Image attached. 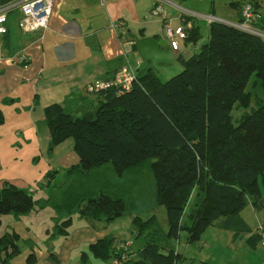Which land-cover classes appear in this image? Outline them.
<instances>
[{
  "label": "trees",
  "instance_id": "trees-1",
  "mask_svg": "<svg viewBox=\"0 0 264 264\" xmlns=\"http://www.w3.org/2000/svg\"><path fill=\"white\" fill-rule=\"evenodd\" d=\"M258 25L264 29L263 17ZM200 37L198 27H192L186 41ZM179 61L182 70L168 79L148 69L138 73L127 92L119 93L115 87L101 90L102 98L93 111L74 115L69 101L44 106L48 152L71 137L78 156L63 182L40 200L41 206L55 211L52 235L66 236L75 214L110 221L133 210L135 197L130 200L129 183L116 184L115 177L140 172L145 166L154 181L155 207L164 206L168 229L162 232L155 213L144 220L133 217L136 234L145 238L138 252L140 264H178L179 254L173 247H162L160 237L178 240L183 230L188 242L198 241L218 217H224V228L236 227L233 238L246 231L239 213L249 198L253 207L262 208L264 40L212 21L208 41ZM252 73L260 80L262 95L250 107L252 97L246 85ZM235 105L250 107L237 122L231 119ZM31 193L6 183L0 190V216L18 217L32 209ZM18 239L12 230L0 235L2 263L19 253ZM246 241L255 246L257 234ZM111 243L112 239H99L89 248L99 258L118 256Z\"/></svg>",
  "mask_w": 264,
  "mask_h": 264
},
{
  "label": "crops",
  "instance_id": "crops-1",
  "mask_svg": "<svg viewBox=\"0 0 264 264\" xmlns=\"http://www.w3.org/2000/svg\"><path fill=\"white\" fill-rule=\"evenodd\" d=\"M155 1L161 4L164 13L174 24L180 23L179 17H183L189 28L198 27L200 35V21H204L209 38L212 21H205L207 14L187 5V0H53L44 31L24 33L18 28L17 20L9 22L8 33L0 46V190L6 183H11L32 192L35 200L32 209L16 217L18 224L26 219L22 215L44 207L38 202L47 198L52 187L61 184L66 170L78 163L71 137L54 145L52 151L48 152L50 134L42 123L45 105L69 101L73 104L70 111L74 115H81L86 110L93 111L95 108L86 107L82 102L87 95V82L109 79L126 63L135 67L139 74L151 69L163 79L181 68L179 58H187L189 49L194 48V52L199 50L201 45L196 46L199 40L193 44L179 39L178 50L169 47L163 34L161 17L150 16L149 13ZM246 1L253 2L264 18V0H225L228 8L223 15L216 14L214 9L209 14L216 18L215 21L236 20L240 5ZM118 19L124 20V26L115 29L112 23ZM127 40H133L134 44L123 45ZM124 49H130L126 56ZM20 52L26 56L24 64L17 61L16 55ZM97 97L102 98L97 93L92 94L91 99ZM48 173L51 174L49 178ZM57 178L59 183L54 184ZM40 182L43 184L37 185ZM39 191L48 195L35 197L34 194ZM155 193L154 187L153 209ZM249 199L252 201L253 198ZM245 207L239 216L246 224V231L237 237L233 238L236 227L224 228V217L214 219L201 234L202 237L210 227V264H263L262 251V258L257 257L258 242L251 246L246 241L255 234L261 218L256 216V223L251 226L250 219L243 214ZM137 208L134 200L133 210L128 209L110 221L75 214L66 236L52 235V228H44L49 242L41 259L34 246L25 247L27 254L21 251L20 241L26 238L31 240L32 235L28 237L26 233L22 237L21 231L11 227L8 231L16 232L19 237V253L7 263H2L1 254L0 264H112L113 256L99 258L89 248L104 238L112 239L110 249L117 251L119 244L129 243L132 255L126 264H140L138 252L143 249L145 238L136 234L133 217L144 220L153 213V209L140 215ZM181 234L185 248L182 252L179 248L174 250L179 254V259L185 261L191 242L187 241L186 231H180L179 238ZM29 254L32 257L28 260ZM18 255L25 258H17ZM143 264L151 262L144 261Z\"/></svg>",
  "mask_w": 264,
  "mask_h": 264
},
{
  "label": "rangeland",
  "instance_id": "rangeland-1",
  "mask_svg": "<svg viewBox=\"0 0 264 264\" xmlns=\"http://www.w3.org/2000/svg\"><path fill=\"white\" fill-rule=\"evenodd\" d=\"M186 4L189 5L190 7H195L199 12H204L207 15H211L209 14V11L211 12L212 9H214L216 14L218 12L221 15H223V13H225V11L228 8L227 3L225 4V0H187ZM204 20L206 21L207 19H204ZM200 27H201L202 35L199 41L197 42V44L195 43L197 47L207 42L208 40L207 39L208 29L206 27V23L204 21H200ZM188 51H189V54L187 57L193 54L194 48L193 49L191 48ZM181 70H182V66L179 70H176V72H173L172 74H170V76H167L166 78H163V79H168L172 77L173 75L177 74ZM246 90L249 91L252 97L250 107H253L254 105L257 104L258 100H260L261 95H262L261 88H260V80L256 76L255 73H252L250 75L247 85H246ZM91 98H92V94L87 93L86 97L82 98V102L86 107L96 108L100 101V98L98 97L95 99H91ZM250 107L244 108L240 105H235L232 108L231 119L237 120L239 116L242 114V112H247ZM115 178L116 179L114 182L116 184L118 183L125 184L126 181L129 183L128 184L130 185L129 194L131 195L130 200L134 199L135 197L136 203L138 204L137 211L139 212L140 215L148 213L150 209H153L151 207L153 204L152 191L154 188V181H153V177H152L149 167L145 166L140 172L132 171L128 173L126 177H121L119 179L117 177ZM127 182H126V185H127ZM57 183H59V178H57L54 184H57ZM259 184H260V191H261L260 197H259V203L261 204L262 208H260V210L259 208H255L253 210V204L251 203V201H248L244 209V212H243L244 216L250 219L251 226H253L256 223V216L262 219L263 214H264V183L261 179L259 181ZM34 195L35 197H45V195H48V194L45 193L44 191L42 192L39 191L35 193ZM191 198L192 196H189V199ZM38 204L41 205L40 201L38 202ZM47 207L50 208L49 205L44 206L42 208L38 207V209L33 210L32 213L22 215L26 219H24L23 221L20 220L19 224H18L19 219H17L13 213L4 214L1 217L2 222L0 225V233H3L4 231L9 230L11 227H16L19 231H21L22 237H25L26 233H28L26 235L28 237L29 235H32L31 240L26 238L25 241L23 240H22L23 242L20 241L21 251H23L24 253V251H26L25 247L34 246L36 247L35 248L36 252L38 254L40 253L39 258L41 259V255L45 251L47 247V243L49 242L47 241L48 237L44 235L43 230L46 227L53 229V225L55 223L54 218L56 216L55 211H53L51 208L47 209ZM152 211L153 213L156 214L158 218L162 232H166L168 229V224H167V218H166V212H165L164 206H156ZM159 243L162 247H166V248L173 247L175 249L179 248L181 252L185 248V243L183 241L182 234L180 235V238L178 240H174V239L165 240L164 237H160ZM190 245L191 247L189 251L187 252V254H185V261L183 259H179L178 264H210V227L202 235L200 240L191 242ZM258 247L259 249L257 250V257L261 259L262 258L260 257L261 251L263 253V257H264V252L259 245ZM27 253L28 251H26V254ZM17 258H25V256L18 255ZM262 263L264 264V260L262 261ZM231 264H237V263L233 262Z\"/></svg>",
  "mask_w": 264,
  "mask_h": 264
},
{
  "label": "built area",
  "instance_id": "built-area-1",
  "mask_svg": "<svg viewBox=\"0 0 264 264\" xmlns=\"http://www.w3.org/2000/svg\"><path fill=\"white\" fill-rule=\"evenodd\" d=\"M104 1V0H102ZM53 0H0V46L3 37L8 33L9 22L17 20L18 28L24 33L42 32L47 28ZM149 13L162 19L163 34L172 50L179 49V39L188 37V22L179 17L180 23L174 24L172 19L164 13V9L158 2L152 3ZM208 21H215L213 15H206ZM262 19L261 13L254 3L246 1L239 7V17L236 20H221L236 29L259 36L264 40V29L259 27L258 22ZM124 26V20L118 19L112 23V27L118 29ZM123 45L131 46L133 40H127ZM130 50V49H129ZM128 49H124L126 56ZM1 57V54H0ZM18 63L24 64L26 56L22 52L16 55ZM136 68L126 63L120 66L109 79H95L85 84V90L90 94H97L109 87L117 88L119 93L127 92L137 79ZM255 233L258 236V245L264 252V215L258 221ZM119 255L112 258V264H124L130 260L132 250L129 243L119 244Z\"/></svg>",
  "mask_w": 264,
  "mask_h": 264
}]
</instances>
